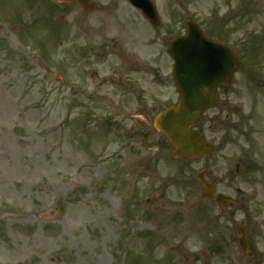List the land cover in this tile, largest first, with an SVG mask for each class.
Segmentation results:
<instances>
[{
  "label": "rangeland",
  "instance_id": "obj_1",
  "mask_svg": "<svg viewBox=\"0 0 264 264\" xmlns=\"http://www.w3.org/2000/svg\"><path fill=\"white\" fill-rule=\"evenodd\" d=\"M93 1L112 9L88 14L57 0H0V264H261L243 259L236 245L224 256L216 249L225 219L220 207L201 199L196 176L207 169L221 176L224 163L215 155L210 162L173 159L154 129L165 99L176 101L174 87L163 80L162 104L144 108V120L109 81V89H99L122 57L93 59L83 50L102 37L128 40L133 10L126 0ZM154 2L162 27L182 32L192 18L237 48L231 84L241 85L238 100L264 86V0ZM141 54L152 56L149 47ZM219 109L198 125L206 138ZM240 181L251 195L264 196ZM218 190L228 192L227 182ZM236 217L237 230L246 221L264 252V202L244 203ZM231 250L237 262H226Z\"/></svg>",
  "mask_w": 264,
  "mask_h": 264
},
{
  "label": "flooded vegetation",
  "instance_id": "obj_2",
  "mask_svg": "<svg viewBox=\"0 0 264 264\" xmlns=\"http://www.w3.org/2000/svg\"><path fill=\"white\" fill-rule=\"evenodd\" d=\"M110 9L112 7H99V11L103 12ZM130 17L132 20H128V22L131 21L132 25L128 26L130 31L126 33L129 37L128 40L120 39L117 35L110 39L102 37L101 42L92 43L86 46L83 51L92 50L93 55L97 58L113 55L122 57V59L118 58L122 61L121 66L112 68L109 79L105 76L101 78L102 82L99 89L101 91L109 89L111 84L113 89H117L118 96L125 98L122 100L123 103L132 106H146L148 98L154 100L163 97V80L166 81V84L172 81L171 75L168 74L170 60L163 56L164 50L162 48L158 49L154 41L148 40L145 33L140 34L144 22L139 20L137 15H130ZM119 20H115V23H118ZM109 27L111 28L110 25ZM158 27L156 29L160 31L161 25ZM78 32L82 37L84 33L82 26H79ZM133 46H137L142 50L137 52ZM148 47L152 52V56L146 61V56L142 55L141 52H147ZM162 63H165V66L161 65ZM163 69L165 70L163 71ZM94 77H98V72L94 74ZM108 81L110 84H107ZM236 87H241V85H222L218 89V101H221L220 110H216L215 115H212L211 125L217 127L219 124V130L216 134L210 135V139L218 145L213 158L222 161L226 169L221 176L209 175L210 178H213V181L227 182L229 191L224 193L236 200V204L222 206V216L225 219L222 228L228 235V242L223 244L224 249L227 246L236 245L239 247L243 259L247 257L249 261H255L253 263L264 264V252L257 245L256 234H253L252 230L248 234V252L245 253L241 247V232L236 227V216L243 209L244 203H251L254 200L264 202V196L259 199L260 196L255 195L256 192L251 195L246 189L236 185L237 180L240 179L239 183L245 181L256 188L259 193L264 192V156H262L261 161H258L257 146L259 139L256 131L259 115L264 112L261 105L263 102L252 100L255 97L254 95H247L243 100H238L240 90ZM257 87H260V85H257ZM229 88L234 89L230 90ZM248 90L257 91V89ZM234 102L235 105L229 106L230 103ZM221 104H228V106L223 107ZM211 155L207 157L208 161L211 159ZM242 223L243 221H241ZM259 232H264V228L260 229ZM231 252L233 250L226 255V258H228L226 262L228 263L234 257ZM233 262H237L236 259L233 258Z\"/></svg>",
  "mask_w": 264,
  "mask_h": 264
},
{
  "label": "water",
  "instance_id": "obj_3",
  "mask_svg": "<svg viewBox=\"0 0 264 264\" xmlns=\"http://www.w3.org/2000/svg\"><path fill=\"white\" fill-rule=\"evenodd\" d=\"M76 2L87 9L94 7L88 0H60ZM135 7L142 9L152 20H156L154 5L150 0H129ZM170 53L176 59V82L181 98L177 105L171 106L155 120L156 129L163 132L174 145V157L203 155L209 147L199 146L201 133L192 130L202 114L213 105L216 88L229 82L238 66L232 50L223 44L209 39L199 28L189 24L188 33L174 42ZM203 186L204 198L213 196L214 186L199 175ZM221 203L223 197L218 196Z\"/></svg>",
  "mask_w": 264,
  "mask_h": 264
}]
</instances>
